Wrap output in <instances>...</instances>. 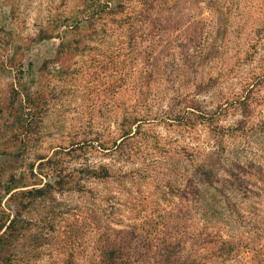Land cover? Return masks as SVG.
I'll use <instances>...</instances> for the list:
<instances>
[{
  "label": "rangeland",
  "instance_id": "374dc122",
  "mask_svg": "<svg viewBox=\"0 0 264 264\" xmlns=\"http://www.w3.org/2000/svg\"><path fill=\"white\" fill-rule=\"evenodd\" d=\"M0 264H264V0H0Z\"/></svg>",
  "mask_w": 264,
  "mask_h": 264
}]
</instances>
